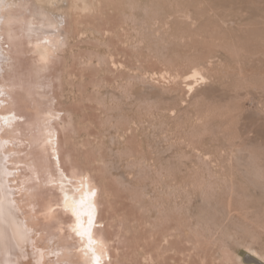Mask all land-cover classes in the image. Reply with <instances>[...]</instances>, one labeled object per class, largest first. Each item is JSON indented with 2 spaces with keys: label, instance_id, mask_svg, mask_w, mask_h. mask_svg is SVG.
<instances>
[{
  "label": "rangeland",
  "instance_id": "rangeland-1",
  "mask_svg": "<svg viewBox=\"0 0 264 264\" xmlns=\"http://www.w3.org/2000/svg\"><path fill=\"white\" fill-rule=\"evenodd\" d=\"M64 9L68 45L39 78L66 119L56 123L53 169L70 173L80 161L107 178L116 212L103 193L107 226L96 229L116 237L114 264H239L246 248L231 233L250 241L259 232L263 252L264 0H67ZM8 44L13 76L4 75L23 83L13 87L19 100L34 53L6 40L2 51ZM22 101L16 112L33 118Z\"/></svg>",
  "mask_w": 264,
  "mask_h": 264
},
{
  "label": "bare ground",
  "instance_id": "bare-ground-1",
  "mask_svg": "<svg viewBox=\"0 0 264 264\" xmlns=\"http://www.w3.org/2000/svg\"><path fill=\"white\" fill-rule=\"evenodd\" d=\"M47 1L48 4H45L44 0H0V39H2L0 41V264H59L56 261L61 262L62 260L70 261L72 264H107L108 261H104L109 255L114 254L110 248L114 238H112L113 235H109L110 232H106L110 226H108L109 228L96 229L98 224H105V220L101 218L104 214L100 213V196L103 193L109 203V213L110 211L116 212L112 200L113 193L107 178L98 177L97 169H90L80 161L77 164H71L70 173L64 171L65 168L63 170L58 168L60 170L58 173L53 169L55 164L60 167L62 161L58 156L60 127L56 123L58 122L61 126L66 125V119L60 109L53 107L54 98L49 97L51 93L39 90L41 88L44 90L45 85H48L39 78L44 70L49 68L53 57H56L60 50L66 49L69 37L67 39L68 29L65 28L67 20L65 17L68 12L65 11L64 6L67 0ZM4 40L11 43L13 49L23 50L29 45L27 52L34 53V57L32 56L34 68L32 65L31 67L35 72L34 74L30 72L31 67L29 71L32 73L29 77L34 75V79L32 77L33 81H31L32 79L27 80L28 83L30 81L32 83L28 84L29 86L23 93L21 91L18 96L19 100L13 93V87L18 84V81L9 82L7 81L9 78L4 75L6 71L10 78L13 76L9 72L8 59L10 57L5 55L10 50V45L8 44V49L5 48L3 51L1 49L5 46L3 45ZM24 44L28 45L22 48ZM197 73L198 71L195 74ZM20 83L17 86H21ZM33 83H35V92L40 95V98L42 97V101L37 99L39 96L36 98L33 90L31 91L29 88ZM48 89L46 88L47 91ZM43 98H47V100L43 101L45 100ZM17 100H23V105L29 109L26 111L33 112V118H28V120L24 118L27 115L31 116L32 113L16 112ZM117 108L120 109V107ZM70 116V122L75 126L72 112ZM21 118H24V122H20ZM35 128L37 130L33 131ZM71 138L74 137L70 135L67 143ZM53 157H55L54 161ZM68 157L72 162L74 158L72 151L68 153ZM87 161L88 157L86 156L85 162ZM40 189L42 192L39 191ZM49 191L56 193H46ZM44 193L50 196L45 195L48 197L44 198ZM41 198H43V202L40 201ZM38 206L40 209H37ZM110 215L112 214L110 213ZM64 216L68 217V222L66 219L64 221ZM39 225H43V227L39 229ZM105 225L107 226V224ZM258 234L259 232H253L252 239L248 241L247 237L240 238L231 233L230 238L239 241V244L246 248L243 250L241 248V251L236 252L239 264H264V251L262 252L254 246V243H257L262 237ZM57 236H59V240H55ZM63 236H67L68 241L64 239V242ZM223 236L219 237L220 247L227 253L226 260L231 262L234 259L230 255L231 247L227 237ZM211 237H215V235L211 234ZM70 238L71 240H69ZM169 239L166 237L167 243L170 242ZM201 243L207 244L203 241ZM193 244L197 248L201 246L195 241ZM124 246L126 245L124 244ZM119 249L114 247L113 251ZM53 253L56 254V257L53 256ZM110 256L109 258H111ZM111 262L114 264L113 260Z\"/></svg>",
  "mask_w": 264,
  "mask_h": 264
}]
</instances>
